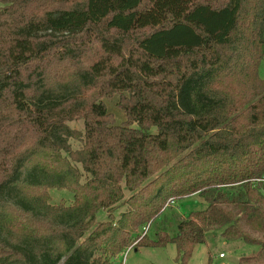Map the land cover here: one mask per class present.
I'll return each instance as SVG.
<instances>
[{
	"label": "trees",
	"instance_id": "1",
	"mask_svg": "<svg viewBox=\"0 0 264 264\" xmlns=\"http://www.w3.org/2000/svg\"><path fill=\"white\" fill-rule=\"evenodd\" d=\"M0 3V264H188L220 229L264 264V0ZM193 194L176 234L140 232Z\"/></svg>",
	"mask_w": 264,
	"mask_h": 264
},
{
	"label": "rangeland",
	"instance_id": "2",
	"mask_svg": "<svg viewBox=\"0 0 264 264\" xmlns=\"http://www.w3.org/2000/svg\"><path fill=\"white\" fill-rule=\"evenodd\" d=\"M1 6V3H0ZM261 73L264 76V65ZM109 108L118 113V107L114 100H107ZM74 128L84 130V122L82 119H76L69 122ZM74 148L80 146L78 141H72ZM126 191V197L130 192ZM53 202L66 201L72 197L68 190H53ZM207 203L198 194H193L181 199L168 206L165 211L156 218L153 223H150L147 234L151 238H156L158 232L167 230L169 234L177 233L178 222L182 217L187 216L191 211L205 208ZM126 206L119 205L114 214L119 217L120 213ZM108 212L100 210L97 214V222L107 219ZM148 225V224H146ZM145 226V225H144ZM142 233V228L140 229ZM222 230H215L208 234L207 241L199 244L193 252V255L188 264H208L209 255L212 256L215 264H239V258L242 255L255 253L259 246L247 244L238 240H228L221 234ZM143 234V233H142ZM224 256H220V254ZM124 253L119 255L116 264H179L177 260V247L174 243H170L161 247H134L126 254V260L122 263Z\"/></svg>",
	"mask_w": 264,
	"mask_h": 264
},
{
	"label": "built area",
	"instance_id": "3",
	"mask_svg": "<svg viewBox=\"0 0 264 264\" xmlns=\"http://www.w3.org/2000/svg\"><path fill=\"white\" fill-rule=\"evenodd\" d=\"M172 203H174V200L170 199L169 202H168V205H171ZM149 225H150V224L145 225V226L142 228V233H143V235L147 234L148 229H149ZM133 248H134V245H131V246L127 247L126 250L123 252L125 255H124V257H123L122 263H124L125 260H126V254H127L130 250H132ZM220 256H224V254L222 253V254H220Z\"/></svg>",
	"mask_w": 264,
	"mask_h": 264
}]
</instances>
